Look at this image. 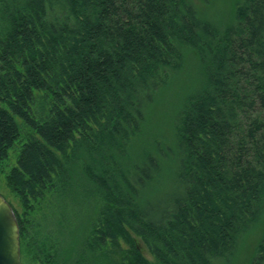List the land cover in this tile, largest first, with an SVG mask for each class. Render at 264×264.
Segmentation results:
<instances>
[{
    "label": "trees",
    "instance_id": "obj_1",
    "mask_svg": "<svg viewBox=\"0 0 264 264\" xmlns=\"http://www.w3.org/2000/svg\"><path fill=\"white\" fill-rule=\"evenodd\" d=\"M19 148L22 264H264V0H0Z\"/></svg>",
    "mask_w": 264,
    "mask_h": 264
},
{
    "label": "water",
    "instance_id": "obj_2",
    "mask_svg": "<svg viewBox=\"0 0 264 264\" xmlns=\"http://www.w3.org/2000/svg\"><path fill=\"white\" fill-rule=\"evenodd\" d=\"M0 264H22L19 222L12 204L1 193Z\"/></svg>",
    "mask_w": 264,
    "mask_h": 264
},
{
    "label": "rangeland",
    "instance_id": "obj_3",
    "mask_svg": "<svg viewBox=\"0 0 264 264\" xmlns=\"http://www.w3.org/2000/svg\"><path fill=\"white\" fill-rule=\"evenodd\" d=\"M163 110V112H165ZM162 112V113H163ZM159 122L161 123L160 127H164L166 121L164 119H159ZM20 153L19 149H14L10 152L9 158L4 162L3 166L0 169V193L17 209L19 213L23 211L22 203L20 198L11 190V188L7 185L6 181V173L10 171V169L17 164V158ZM74 212V208L72 207L69 209L70 216ZM147 256H150V254L146 251Z\"/></svg>",
    "mask_w": 264,
    "mask_h": 264
}]
</instances>
